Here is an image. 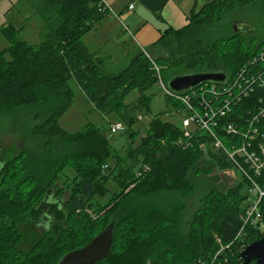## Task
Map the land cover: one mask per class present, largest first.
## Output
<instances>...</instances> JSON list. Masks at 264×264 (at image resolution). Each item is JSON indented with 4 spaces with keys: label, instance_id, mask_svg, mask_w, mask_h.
Listing matches in <instances>:
<instances>
[{
    "label": "trees",
    "instance_id": "1",
    "mask_svg": "<svg viewBox=\"0 0 264 264\" xmlns=\"http://www.w3.org/2000/svg\"><path fill=\"white\" fill-rule=\"evenodd\" d=\"M24 1L40 19L38 40L31 42L22 34L24 25L2 28L7 46L0 49V110L36 107L38 122L32 133L43 143L33 150L22 149L0 169V264H58L111 222L115 223L111 251L95 264H239L245 246L264 235L259 226L264 224V201L261 220L244 223L250 202L248 183L242 180L226 191L208 190L189 211L187 199L195 189L191 171L208 173L214 163L220 167L230 163L211 149L214 163H207L201 144L208 136H196L185 147L178 143L181 125L158 117L134 145V124L137 113L150 111L154 94L147 91L158 81L152 60L162 74L167 69L163 77L167 84L183 73L222 70L233 80L244 66L264 68L259 57L264 55V39L257 35L246 37L250 32L231 27L229 36L212 43L201 36L245 6L260 3L264 12V0L207 2L194 9L185 26H168L161 32L153 46L163 56L138 50L117 74H107L106 58L83 40L111 15L100 10L99 0ZM26 20L28 25L30 16ZM71 80L96 110L105 116L115 113L126 125L121 132L129 141L125 156L113 146L109 128L104 131L90 122L69 132L60 125L74 102ZM134 90L139 97L130 104L126 98ZM166 99L182 110L179 101L167 95ZM244 100L232 109L230 117L236 121L238 113L248 115L245 110L252 107L251 99ZM221 136L224 141L232 139ZM144 164L149 169L137 177ZM69 170L74 175L69 176ZM260 182L264 184V171ZM45 218L48 229L29 248H20L21 224Z\"/></svg>",
    "mask_w": 264,
    "mask_h": 264
},
{
    "label": "rangeland",
    "instance_id": "2",
    "mask_svg": "<svg viewBox=\"0 0 264 264\" xmlns=\"http://www.w3.org/2000/svg\"><path fill=\"white\" fill-rule=\"evenodd\" d=\"M108 1L118 14L121 21L115 19L118 17L117 15L112 14L111 16L115 17L114 19L110 18L112 22H110L109 19L103 20L83 38L85 44L92 49L96 46H98L100 50L102 49V56L107 59V70H110V74H117L128 65L131 57L137 52L134 45L135 42L137 43V39L131 37L132 32L137 34V29L139 28L142 30L145 27L144 24H148L147 29L156 28L155 25L157 21L155 20V17L157 18V16L154 14L155 17H153L148 13L145 14L142 12L143 7L141 5H138L139 8L135 11L133 16H130L127 12L119 14L118 11L124 8L131 0ZM134 1L138 2L139 0ZM184 1L185 3L189 2L193 4L197 1L200 8L211 0ZM21 5L25 10L24 13H26L27 16L33 17V21L29 20L31 26L24 30L22 34L31 42H36L38 40L36 35V30H38L37 22L40 21V19L33 13V9L28 3L24 1ZM238 20L246 21L255 27L253 31L246 34V37L257 35L260 40L264 39V12L261 9L260 3L248 5L242 9L231 12L225 16L220 23L207 30L205 29L201 36L207 42L209 41L208 43H212L214 40L216 41L221 37H227L232 33V24ZM109 22L111 24H109ZM133 22H137L136 27L133 26ZM126 25L130 26V28L132 27L133 31H130V28H128L129 31H125L124 29L127 28ZM2 45L3 44H0V48H3ZM108 55L111 56V59L108 58ZM150 55L154 57L157 55L163 56V52L160 51L157 55ZM166 71L167 69L164 71V74H162V77L167 76ZM70 85L74 90L75 97L73 104L59 120V123L63 128L69 132H76L91 122L96 126L102 127L104 131H107L110 124H115L118 121L123 122L120 119L118 120L115 113L105 116L96 110L88 101L85 93L75 80H71ZM147 94H154L150 103V111L148 112L146 109H143L141 112L137 113V122L134 124V129L137 132L134 137V145H138L141 138L147 135L149 124L154 117L170 120L179 126L181 125L180 115L173 105H171L166 99V93L161 84H155L147 91ZM138 97V92L134 90L127 96L126 102L135 104V99ZM36 111V107L12 106H6L0 110V169L9 158L18 154L22 149L29 148L33 150L43 143L42 139L32 133L34 124L38 122V120L34 119ZM112 142L113 146L119 149L123 156H125L126 145L129 143V141L127 142V136L119 132L112 135ZM212 158L213 157L209 153L208 155L205 154L203 160L212 164L214 163ZM213 166L212 170L208 173L202 171L198 174H194V172L191 171L190 176L195 182V189L191 193L190 198L187 199L189 211H193L200 204V199H202V196L208 190L218 188L221 191H226L230 187L235 186L241 180L239 174L233 168L228 166V164L225 167H220L218 164L214 163ZM68 174L69 176L74 175L71 170L68 171ZM65 176L67 178V174ZM108 187L111 190L116 188L113 182H109ZM49 224V219L46 218L38 223L31 221L22 223L21 231L23 234V240L20 248H29L40 237V235L48 229Z\"/></svg>",
    "mask_w": 264,
    "mask_h": 264
},
{
    "label": "built area",
    "instance_id": "3",
    "mask_svg": "<svg viewBox=\"0 0 264 264\" xmlns=\"http://www.w3.org/2000/svg\"><path fill=\"white\" fill-rule=\"evenodd\" d=\"M99 4L100 10L107 9L111 15L118 16L108 0H99ZM128 8L132 10L134 3H130ZM259 57L264 60L262 53ZM152 64L158 76L157 83L163 86L165 95L183 105L178 111L183 130L178 143L187 147L196 136H208L209 140L201 144L204 153L208 155L210 149L222 153L230 167L239 174V182L248 183L246 193L250 206L243 219L244 223L249 220L257 223L262 218L260 204L264 201V184L260 182L264 171V68L252 70L244 66L233 80L227 77L222 82H206L179 93L168 87L162 77L161 66L154 60ZM246 98L252 100V107L246 108L248 115L240 113L239 116L238 113L239 121H236L230 117L232 109ZM125 129L126 125L120 121L109 126L111 135ZM222 134L232 139L224 141ZM140 169L137 177L142 176L149 165L144 164ZM259 226L264 234V224Z\"/></svg>",
    "mask_w": 264,
    "mask_h": 264
},
{
    "label": "crops",
    "instance_id": "4",
    "mask_svg": "<svg viewBox=\"0 0 264 264\" xmlns=\"http://www.w3.org/2000/svg\"><path fill=\"white\" fill-rule=\"evenodd\" d=\"M23 2L24 0H0V44H3L2 45L3 48L7 46V40H5L6 38H4L5 36L1 31L4 26H7L8 24H13L17 27H21L24 25L25 30L29 26H31V24L27 25V22H28V20H26L27 15L26 13H24V11H22L21 4ZM130 3H134V8L132 10H129L128 8ZM138 5H141L143 7L142 12H144L145 14L148 13L150 14V16H153V17H155L156 15L158 18L157 20V18L155 17V20L157 21V23L155 22L156 25L155 23L154 25L156 28L147 29L148 24H144L145 27L142 30L138 28L137 29L138 33L135 34V32H132V36H131L132 38L137 39L136 40L137 43L136 42L134 43L135 50L136 51L142 50L148 53L149 55L150 54L157 55L160 53L161 49H159L156 46H153V43H155L156 40L159 39L161 32L165 28H167L168 26H172L177 29V28H181L185 26L188 23V16L193 11L198 10L199 8V4L197 3V1L193 4L189 2L185 3L184 0H139L138 2L131 0L128 2V4L124 8L119 10L118 13L120 14V12L123 10V12H127L130 16H133L135 11L139 8ZM110 18L114 19L115 17H112L111 15H109L105 19H109V21L112 22ZM115 19L120 20L119 17ZM30 20L33 21V17H30ZM110 22L109 24H111ZM37 23H38L37 29L39 30L40 23L39 21ZM132 24L134 27L137 26V22H133ZM126 26L127 28H125L124 30L129 31L128 28H130V26L128 25ZM38 30H36L37 38H38ZM130 31H133L132 27L130 28ZM136 36H138L139 39ZM88 47L92 52H95L96 54L102 56V49L100 50L98 46L94 47V49H92L90 46ZM3 48H0V49H3ZM108 58L111 59V56L108 55ZM106 64H107V59L105 62L104 71L107 74H110L109 73L110 70L109 69L107 70Z\"/></svg>",
    "mask_w": 264,
    "mask_h": 264
},
{
    "label": "water",
    "instance_id": "5",
    "mask_svg": "<svg viewBox=\"0 0 264 264\" xmlns=\"http://www.w3.org/2000/svg\"><path fill=\"white\" fill-rule=\"evenodd\" d=\"M235 31L251 32L255 27L246 21H236L233 24ZM227 73L217 71H197L177 74L169 79L168 87L175 92L187 91L206 82H222ZM48 198V194L46 196ZM115 223L111 222L104 230L97 234L90 243L84 247L66 253L58 264H95L106 258L113 242ZM242 261L239 264H264V235L249 243L240 254Z\"/></svg>",
    "mask_w": 264,
    "mask_h": 264
}]
</instances>
